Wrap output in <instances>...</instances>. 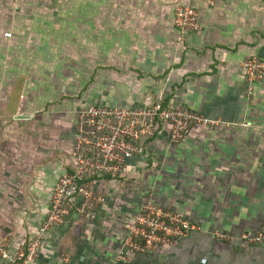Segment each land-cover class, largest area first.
<instances>
[{
    "label": "crops",
    "instance_id": "crops-1",
    "mask_svg": "<svg viewBox=\"0 0 264 264\" xmlns=\"http://www.w3.org/2000/svg\"><path fill=\"white\" fill-rule=\"evenodd\" d=\"M180 4L197 8L200 32L174 26ZM4 34L0 241L11 251L35 238L70 170L78 111L137 108L148 97L219 123L195 127L179 144L162 129L148 155L131 162L129 180L105 185V205L47 234L34 264H61L63 253L75 264L115 262L150 195L205 233L168 250L129 253L122 264H264V244L240 241L264 227V79L250 100L242 67L252 55L264 59V0H87L86 31ZM216 231L231 241H218Z\"/></svg>",
    "mask_w": 264,
    "mask_h": 264
},
{
    "label": "built area",
    "instance_id": "built-area-1",
    "mask_svg": "<svg viewBox=\"0 0 264 264\" xmlns=\"http://www.w3.org/2000/svg\"><path fill=\"white\" fill-rule=\"evenodd\" d=\"M200 14L190 4L175 8L173 24L183 33L200 32ZM13 38L11 32L4 34ZM242 67L252 100L256 85L264 79V59L252 55ZM219 122L184 106L170 107L164 100L145 98L137 108L106 105L85 106L78 111L76 135L71 152L70 170L58 180L50 208L36 236L27 248L11 251L7 241H0V259L7 264H34L47 234L76 216L86 218L107 203L105 185L130 179L131 162L148 155L149 146L162 129H167L171 144H179L197 126H214ZM205 233L198 223L176 211L157 204L150 195L141 205L129 227L124 246L111 264L128 261L129 253L147 254L168 250L191 234ZM220 242L231 237L212 233ZM248 247L264 244V227L254 235L244 234L240 240ZM61 264H75L69 254L60 256Z\"/></svg>",
    "mask_w": 264,
    "mask_h": 264
},
{
    "label": "rangeland",
    "instance_id": "rangeland-1",
    "mask_svg": "<svg viewBox=\"0 0 264 264\" xmlns=\"http://www.w3.org/2000/svg\"><path fill=\"white\" fill-rule=\"evenodd\" d=\"M64 14L73 17H57ZM27 28L86 31L87 0H0V29L14 34L16 29Z\"/></svg>",
    "mask_w": 264,
    "mask_h": 264
},
{
    "label": "trees",
    "instance_id": "trees-1",
    "mask_svg": "<svg viewBox=\"0 0 264 264\" xmlns=\"http://www.w3.org/2000/svg\"><path fill=\"white\" fill-rule=\"evenodd\" d=\"M28 245H29V243H27V244H26L25 248H27V247H28ZM251 247H254V246H251Z\"/></svg>",
    "mask_w": 264,
    "mask_h": 264
}]
</instances>
